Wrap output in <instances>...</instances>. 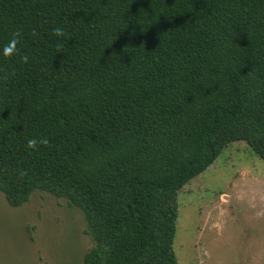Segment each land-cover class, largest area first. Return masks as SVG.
<instances>
[{"label":"trees","instance_id":"obj_1","mask_svg":"<svg viewBox=\"0 0 264 264\" xmlns=\"http://www.w3.org/2000/svg\"><path fill=\"white\" fill-rule=\"evenodd\" d=\"M15 32L0 192L78 207L83 264H177L183 185L233 141L264 161V0H0V46Z\"/></svg>","mask_w":264,"mask_h":264},{"label":"rangeland","instance_id":"obj_2","mask_svg":"<svg viewBox=\"0 0 264 264\" xmlns=\"http://www.w3.org/2000/svg\"><path fill=\"white\" fill-rule=\"evenodd\" d=\"M177 264H264V161L242 141L178 191ZM81 210L34 191L21 206L0 192V264H83L92 245Z\"/></svg>","mask_w":264,"mask_h":264},{"label":"clouds","instance_id":"obj_3","mask_svg":"<svg viewBox=\"0 0 264 264\" xmlns=\"http://www.w3.org/2000/svg\"><path fill=\"white\" fill-rule=\"evenodd\" d=\"M167 17L171 18V16H167ZM53 34L56 35L57 37H62L64 35V30L62 27H56L53 29ZM19 42H20V33L19 32L13 33L12 36L10 37V39H8V41L6 43H4L2 46H0V61H7V60H10L13 57L17 56L19 53V49L17 47ZM102 54H103V52H102ZM20 59L24 62H27L28 57L22 56V57H20ZM5 78H7V77H5ZM47 143H48V140L46 138L37 139V138L33 137V138L27 139L26 147L29 149H35L38 144L46 145Z\"/></svg>","mask_w":264,"mask_h":264}]
</instances>
